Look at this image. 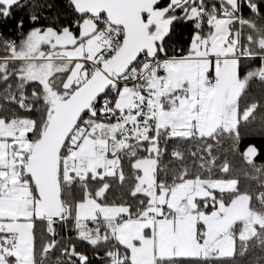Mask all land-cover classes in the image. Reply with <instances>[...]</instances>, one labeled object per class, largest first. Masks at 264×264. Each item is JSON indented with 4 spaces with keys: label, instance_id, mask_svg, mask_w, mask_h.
<instances>
[{
    "label": "snow or ice",
    "instance_id": "6c2138e0",
    "mask_svg": "<svg viewBox=\"0 0 264 264\" xmlns=\"http://www.w3.org/2000/svg\"><path fill=\"white\" fill-rule=\"evenodd\" d=\"M0 264H264V0H0Z\"/></svg>",
    "mask_w": 264,
    "mask_h": 264
}]
</instances>
